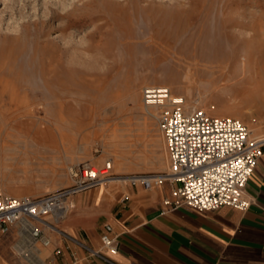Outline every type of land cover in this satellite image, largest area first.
I'll return each instance as SVG.
<instances>
[{"label": "rangeland", "instance_id": "rangeland-1", "mask_svg": "<svg viewBox=\"0 0 264 264\" xmlns=\"http://www.w3.org/2000/svg\"><path fill=\"white\" fill-rule=\"evenodd\" d=\"M103 1L0 0V182L9 195L38 198L71 187L69 168L81 163L111 160V175L124 180L167 173L156 111L141 99L147 86L167 87L188 106L237 118L251 138L264 137V0H136L157 13L139 9L127 39ZM230 18L240 24L237 57L222 31L223 61L175 58L184 41H212ZM162 29L176 48L166 59L150 50ZM52 79L59 88L53 95ZM17 239L15 232L11 251L22 260Z\"/></svg>", "mask_w": 264, "mask_h": 264}, {"label": "crops", "instance_id": "crops-1", "mask_svg": "<svg viewBox=\"0 0 264 264\" xmlns=\"http://www.w3.org/2000/svg\"><path fill=\"white\" fill-rule=\"evenodd\" d=\"M126 182L112 179L72 195L63 220L47 218L57 230H43L50 245L39 247L40 263L264 264V155L246 187L251 206L245 212L222 207L162 213L171 184L147 191ZM15 232L11 229L0 238V264H35L13 255ZM105 234L113 240L115 253L103 247Z\"/></svg>", "mask_w": 264, "mask_h": 264}, {"label": "built area", "instance_id": "built-area-1", "mask_svg": "<svg viewBox=\"0 0 264 264\" xmlns=\"http://www.w3.org/2000/svg\"><path fill=\"white\" fill-rule=\"evenodd\" d=\"M141 99L146 108L156 111L168 172L128 176L127 183L147 191L171 184L169 197L162 201V213L179 208L200 213L222 207L247 211L251 201L246 197V187L264 155V137L251 138L248 127L237 118L212 116L188 106L167 87H144ZM111 169V160L101 167L88 163L71 166V187L38 198L10 196L0 182V238L14 229L18 238L15 250L20 258L39 247H48L50 240L43 230L57 229L46 219L60 222L69 212L72 195L122 178L112 176ZM101 243L111 253L116 252L107 234L101 236Z\"/></svg>", "mask_w": 264, "mask_h": 264}, {"label": "bare ground", "instance_id": "bare-ground-1", "mask_svg": "<svg viewBox=\"0 0 264 264\" xmlns=\"http://www.w3.org/2000/svg\"><path fill=\"white\" fill-rule=\"evenodd\" d=\"M128 1V0H127ZM136 0H129L127 5H122L121 3L118 2H114V1H109V0H105L102 2L101 4V9H103V11L108 14L110 17L111 15L113 16V18H115L114 22H113V26H114V30L117 31L120 35L121 38H126V36H129L127 34V30L129 28V24L131 22V17L133 15H135L139 9L140 11L143 13H148V14H152L155 15L157 13V11L151 7H149V5H145L141 8L138 7V4L136 3ZM127 9H131L132 13H129L127 11ZM164 13V12H163ZM105 14V15H106ZM166 16L169 15L170 18L171 16L175 17L176 15H179L178 12H165ZM104 16V15H102ZM139 16V15H138ZM165 16V15H164ZM155 17V16H153ZM97 18V17H96ZM134 18V17H133ZM156 18V17H155ZM111 19V18H110ZM93 20V19H92ZM96 20V19H95ZM100 20V19H99ZM106 20V19H105ZM101 21V20H100ZM224 22V21H223ZM169 23V20L164 21L163 25H167ZM220 23V22H219ZM161 25V24H159ZM238 27H240L239 22L236 19L230 18L227 19L224 24L222 25L220 31L217 33H214V37L212 39V41L210 42H195L191 43L190 40H186V42L184 41L181 45V47L177 48V53H176V59L177 56H181L183 58H188V59H195L198 61H206V62H218L221 61L222 59L224 60V43H222L223 41H221V39L219 38L218 35H221V32H225L226 35H228V39L227 41L230 42V45L232 46V51H231V55L232 57H237L236 55V51H237V41L235 39V35L236 33L239 31L237 30ZM166 29H162V30H158L156 32V34L153 37V43L150 46V50L157 52L158 53V59H166V58H170L171 55H173L174 50L176 49L175 46L173 44H166V41H169L171 38V35H169ZM116 32V33H117ZM204 34V33H203ZM135 36V35H134ZM203 36V35H202ZM116 37V36H115ZM127 39V38H126ZM135 39V38H134ZM133 39V40H134ZM172 39V38H171ZM120 40V39H118ZM125 40V39H124ZM184 40V39H183ZM132 41V40H131ZM201 41V40H199ZM7 44L13 43V39L11 40H7L6 39ZM119 42V41H118ZM135 42V41H133ZM119 44V43H118ZM129 44V43H128ZM12 46H14L13 44H11ZM111 43L107 42L105 44L104 50H107L110 48ZM130 45V44H129ZM141 45V44H140ZM17 46V45H16ZM125 46V44L123 45ZM141 47V46H139ZM142 47L143 44H142ZM141 47V48H142ZM230 47V46H229ZM227 48V47H226ZM144 49V48H143ZM126 50V49H125ZM229 50V48H228ZM50 51L49 49H45V53H48ZM122 51V50H121ZM152 54V52H151ZM50 55V54H49ZM123 55V54H122ZM20 56V55H19ZM227 57V56H226ZM157 58V57H156ZM182 59V58H181ZM180 60V59H179ZM222 60V61H223ZM226 60V59H225ZM225 63V62H223ZM40 65V64H39ZM42 66V65H41ZM19 67V66H18ZM33 67V66H32ZM45 70V69H44ZM29 71V70H28ZM32 71V70H31ZM35 71V70H34ZM33 71V72H34ZM45 73V72H43ZM41 73V74H43ZM29 74V73H28ZM8 76V75H7ZM28 76V75H27ZM11 77V76H10ZM33 77V76H32ZM19 80H23L22 76L19 75ZM54 79V78H53ZM49 81L48 85L51 83L54 88L52 90V95L55 93H58L59 88L54 84V80ZM57 79V78H55ZM59 80V79H58ZM33 81V80H32ZM57 81V80H55ZM48 82V81H47ZM58 82V81H57ZM47 85V86H48ZM62 88V87H61ZM45 92V90H44ZM47 93V91H46ZM45 93V94H46ZM60 93V92H59ZM75 93V92H74ZM57 98V97H56ZM61 98V97H60ZM56 102V101H55ZM56 106V105H55ZM150 109V108H149ZM111 180H107L101 183V185H105L108 182H110ZM128 182V181H127ZM126 182V183H127ZM100 185V186H101ZM21 259L26 261L27 263L28 260L29 261H33L35 262V264H41L40 263V259L38 256V253L36 250H32L31 253H29L28 255H23L21 256Z\"/></svg>", "mask_w": 264, "mask_h": 264}]
</instances>
